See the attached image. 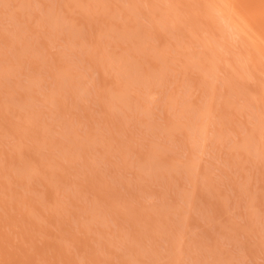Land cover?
<instances>
[{
	"label": "bare ground",
	"instance_id": "6f19581e",
	"mask_svg": "<svg viewBox=\"0 0 264 264\" xmlns=\"http://www.w3.org/2000/svg\"><path fill=\"white\" fill-rule=\"evenodd\" d=\"M34 1L0 0V20L4 17L6 19L7 16L10 20L11 18L15 19L12 22L14 26L16 25V28L13 26L14 30L9 29L6 31L0 24V27L4 28L3 30L6 31L8 36L7 38H3L9 40L5 44L9 46L10 50L12 49L9 51L8 48H4L7 50L5 51L2 47L4 46L3 43L2 48L0 47V89H4L5 85L9 88L7 80H12L13 77L17 78V83H14L15 86H18V79L20 77H16L15 72L13 76L11 74V71H14L12 67L14 64L18 66V63L26 60L28 57L25 68L26 70L29 68L32 70L28 73L26 71V74L23 73L25 76H28L27 80L23 78L25 82L21 84L20 82L23 80L19 82L18 91L22 93V97H19V94L14 96L12 93V97L8 94L9 98H6L5 95V99L1 97L2 99L0 100V264H180L182 252L179 249L184 239L183 230L178 229L180 233H183H177V237H175V234V236L171 235V237L173 236L176 239L171 243V251L169 254L167 253L168 256L166 258V255L163 256L162 252L159 251L161 248L159 250L156 248L157 244H161V237L167 235L165 229H163L167 226L164 224V220H167V214H164L163 206L142 205L132 206L129 209V207L122 203L120 196L106 180L88 181L79 179L80 181L76 182L77 179L73 180V178H77L76 175V177L72 176V179L70 178L72 174L74 175L72 173L69 176L71 181L73 180L76 184L80 182V185H76L77 187L81 186L83 181L84 183L86 182V187H89L85 188L89 189V191L91 190L94 196L93 199L92 194L90 196L93 200L92 205L83 210V207L86 206L83 204L85 200L80 199L81 190L72 191L75 189L72 188L74 185L73 181L70 183V185L73 184L71 189L68 187L67 183L70 181L68 174H66L68 167L64 165L63 161L68 164L70 170L71 163L77 158L76 149L89 152L92 148L101 144L99 137L103 133H100L98 129L92 128L91 131L79 136L77 131L74 134L75 130L72 132L73 129L69 127L72 131H65L67 135L63 134L62 137L64 138L71 133H73V136H68L67 142L66 139L65 141H57L58 138L55 136L58 134L56 133L58 129L54 128V132L56 133L54 134L51 123L42 124L39 123V120L36 122L38 112L34 111L33 114L27 109L32 104L34 105L32 101L31 104L28 102V94L32 93L35 88L38 89L39 83L42 80L41 74L43 73L42 70V73H40V69L41 67L43 69V66L47 62L50 73L58 80L57 89L49 95L48 102L52 104V109L59 105L58 109L60 108V112L68 113L70 102L65 94L66 90L69 88V91L67 90V93H69L71 92L70 90L74 89V95L72 94L73 103H76L82 93L87 90L82 85V81L87 78L86 76L89 73L87 75L84 73L86 71L76 73L71 67V60L75 55H80L81 51L86 56V62H83V58L80 57L82 59L81 62L84 65L87 62L91 64L92 68L90 66L87 68L89 70L96 67L94 70H98L96 72L101 75V80L99 79L101 85L99 86V81L97 85L99 87L96 86L97 89H95L97 91V101L101 108L100 113L105 121L114 122L120 119L122 123L126 122L128 116L126 111L128 112L129 108L130 110L132 109L131 103L133 100H131V95L133 96V92H135V96L132 99L138 98L137 96H140L138 99L144 98V96L139 94V91H141L139 90L140 87L145 88L149 86V90H151L150 86H157L163 90V92L161 90L163 96L159 94L161 101L157 99L158 102L160 101V106H156L164 109L162 111V119L166 116V120L165 122L162 120L161 125L157 124L159 123L157 122L158 128H156V125L155 127L153 125V128L157 129L156 131L160 129L159 131L166 136L165 138L171 139V141L167 139L168 143L178 138L179 134H183L178 139L181 140L183 138L188 149L190 147V149L194 148L193 151L191 150L192 155H189L190 157H187L182 164H176L173 157L171 159L168 157L166 161L159 160L161 157L158 158L159 154H156L157 152L152 153L151 151L146 154L140 165L145 169H149L151 165H155L157 170H163L162 178L168 182L172 180L173 175L184 170L187 179L193 185L195 184L194 187H196L197 180L199 181L198 175L201 163L199 165L197 162H200V159L196 158L198 153L195 155V150L199 151L198 148L212 144L210 141L213 135L211 131L216 130L212 129V123L215 122V118L213 117H219V121L222 122L226 117L223 116L225 110L229 109L230 111L232 109V112L240 113L242 118L243 115L239 108V106L242 108L240 100L241 102L244 101L246 107L255 108L252 109L255 112L250 113L252 115L250 116V118L252 117L251 120L247 121L248 118L244 119V122L247 121L246 124L249 127H247L249 129L247 134L242 135L241 138L238 136L239 140L230 139L232 142L230 141V147L228 148L230 156L234 157L231 160L235 159L232 169L234 168L236 173L232 170L229 171L234 172L237 178V175L243 177V181L234 178L236 180L234 182L231 179L234 174L232 173L231 177L228 176V179H231L232 183H234V185H230L235 186V193H232L234 200L236 198L237 201L240 197L245 196L243 193L247 192L246 189L249 187V181L251 182L254 178L256 181H252L255 183V185L252 183L254 185L252 186V188L254 187L253 190L251 188L252 192L248 190L251 193L249 195L250 199H247V203L244 202L245 205L242 203L244 210L240 209L242 212L246 210L247 220L245 221L247 222H244L245 225L242 223L241 225L240 223L238 224L237 220L235 223L231 217V219H228L229 222L224 224V227H227V225L232 227L235 224L236 226L230 228L232 231H235L237 228L244 232H251L252 235L262 236L261 231L263 229L261 230L260 227L264 223V0H48L50 3H46V0L44 2L40 0L43 4L45 3V6L40 4V7L43 6L42 8L45 9L46 13H42L39 5L34 6V8L38 7L41 10L42 14H40L42 18L39 15L41 19L36 21L38 18L36 17V19L34 18L36 23L30 24L33 19L32 12H35L32 11L34 10V8L32 9ZM35 10L36 12L40 11L37 8ZM36 12L34 14L37 15L38 13ZM3 30L1 31L0 28V33ZM61 36H65V40L62 42H66L64 44L66 45V50H61L54 55L50 54L51 58H49L50 55H44L45 46L49 45V43L47 45L44 41H49L47 40L49 38L51 42V37H53L55 39L53 42H55L58 37L62 38ZM1 37L2 34H0ZM41 40L44 41L42 42ZM58 40L60 41V39ZM62 42L60 44H63ZM42 50L43 53L41 52ZM69 53H73L72 55L74 56L69 58ZM81 55L83 57V54ZM12 59L14 61H11ZM13 62L15 63L13 64ZM36 62L39 63L38 68L35 66ZM20 64L23 65L24 63ZM27 64L31 65L28 69L26 67ZM21 65L18 66V69L19 67L22 68L21 71L23 72L25 70H23L24 68ZM22 72H18L20 74L18 75L22 76ZM196 79L198 80L197 82ZM167 80H169V85L164 89V86L167 85ZM191 80L196 82H194L195 88L199 89L198 91L201 90L203 95L208 93L209 96H212V99H209V96H204L205 98L207 97L205 99L196 90V93H200L205 100L209 99L208 102L203 100L202 103L201 100L203 98L200 95H198L201 98L200 102H194V99L193 101L190 100L191 94L195 93H192V91H195L193 90L194 86L193 89L188 87L192 84ZM217 81H222V83L226 84L225 89L228 87V94L223 92L224 95H221L224 90L222 83L221 85L219 84V87L222 86L221 88L223 89H221V94L215 91V89L220 90L216 88L218 86ZM183 82V85H185V82L190 83L187 86V90L186 87L184 88L186 93L180 92L183 88ZM84 83L86 85V82ZM135 83H138L140 86L139 88L136 86L138 91L134 89ZM71 84L75 88L71 86L72 89H70ZM11 86L15 87L14 84ZM5 88L8 90L7 87ZM10 88L12 90V87ZM3 89H1V92ZM154 89L155 91H150V93L158 94V88ZM147 90L146 92L142 90L143 95L148 94ZM217 92L221 95L218 97L220 102L213 97ZM179 93L181 96L182 94H186V96L178 99ZM3 94L7 93L3 92ZM193 95L195 96L196 94ZM145 97L148 98L149 96L146 95ZM132 104L134 105V103ZM149 104L151 106L152 104L155 105V103L144 101L142 106L144 108H152ZM31 108L30 110L33 111L34 108ZM127 108L128 110H126ZM149 108L148 110H150ZM161 108L159 109L160 111ZM26 109L28 110V114ZM147 111L145 115L148 114L149 111ZM230 113H227V117L230 116H228ZM124 114L127 116L121 118ZM233 114L235 115V113ZM246 115L243 118H246ZM98 116L100 115L98 114ZM160 116L162 115L160 114ZM236 116L239 118V115ZM230 117L228 120H230ZM185 119L188 121H184ZM55 122L58 123L59 121ZM67 122V125L72 126L70 124L71 121L68 122L69 124ZM151 123H147V125H152ZM241 124L245 128L244 123ZM214 125L220 127V124L218 126L216 122ZM231 125L233 126L232 130L234 129V124ZM21 129L25 131L22 132ZM65 129L67 130V128ZM65 129L63 128V130ZM218 130L217 128L216 131ZM226 132L222 134L225 135ZM240 132L243 133L241 130ZM229 133L231 135L230 131ZM218 134L216 133V135ZM219 135L217 137L220 139H216L220 141L221 133ZM232 136L234 139H237L235 135ZM10 137H13V139H9ZM104 138L106 137L103 135V138H100L101 141ZM22 140L24 142L29 140V143H35L36 146L29 148L27 147L28 144L25 146ZM212 140H215V138ZM207 142L208 144H206ZM102 144L104 150H107L114 145V142L108 138ZM222 144L227 145V143ZM47 145L50 150H56V146L58 148L61 146L62 148H66V150L63 149L62 153L59 151L58 153L60 154L58 155H55L54 151L52 154L45 155L44 148ZM223 145L221 146L222 148ZM223 151L221 153L218 152L219 156H222V159L223 157L225 158V154H222ZM188 152V154H191L190 150ZM165 157H162V159H166ZM224 161L226 160L223 159V165ZM228 162L227 164L225 163L226 167L228 166ZM211 163L212 165L213 163L216 165L217 162L215 160ZM249 163H256V166L252 168L254 170L248 169L249 166H252ZM217 165L218 167L220 166V164ZM203 168L204 171L207 169L206 167ZM230 168L228 167V169ZM211 169L213 170L212 167ZM207 171L211 173V170ZM229 171L228 173H224L230 175ZM68 179L69 181L64 184L68 188L65 190V186L63 189L65 192L68 189L74 192L73 194L67 192V194H71L72 199L79 203L77 205L72 204L79 208L78 213L79 211L83 212L79 218L76 216V219H78L76 222H73V218L70 217L69 211L71 210L65 208V206L68 207L70 204L66 203L63 207L60 205L63 202H71L69 200L71 198H69L70 195L66 194L69 198L67 199L66 197L63 198L60 193L63 192L61 190L64 186H62L63 182ZM137 180L143 182L146 180V177L141 174L137 176ZM176 180L174 179V181ZM38 181L40 183H37ZM128 181L125 180L124 182ZM228 181L230 183V180ZM222 182H226V180H222ZM209 186L207 185L205 188L209 190ZM219 187L221 185L217 189L215 187L214 190H218L217 193L220 196L221 204L227 207L231 204H228V201H232V195L229 197L225 193L226 191L222 192V187ZM85 188H82V191H85ZM180 191L182 198L188 203L194 194V189L183 186ZM86 193L88 194L89 192ZM60 198L67 201H62ZM242 199L241 201L243 202ZM90 201L88 200V202ZM56 202L59 203L60 208L59 205H57L58 207L56 206ZM80 204H83V207ZM172 207L178 211L180 206L176 204ZM240 207L242 208L241 205ZM122 209L129 211L125 215ZM237 209H239V206ZM59 213L62 215V217L60 215L61 218H59V215H54ZM108 213L113 218L111 219L108 215L111 221L107 220ZM81 217H83L82 220L80 219ZM120 218L121 220H126L128 225L131 226V232L129 231L128 234L131 238L129 237V241H125L122 246H125L124 252L118 254V261L114 262L116 259L115 255L113 256L114 252L110 249L108 253L106 250L104 251L106 253L102 251V248L105 249L109 245L112 247L114 236L110 235L111 232L107 233V235H102V239L108 235L112 238L109 241L110 243L107 241L106 244L109 243L108 246L102 247V239L99 235L101 231L99 233L96 230L98 228L96 222H99L101 226L103 224L104 228L107 229L109 227L107 222L109 221L111 222L109 224L115 228L116 223L114 224L112 221H120ZM94 225H96V229ZM122 225L124 227V223ZM126 228V231L124 230V237L128 231ZM107 230L110 231L109 228ZM111 230L113 231L112 228ZM102 231L105 232L103 229ZM173 233L175 232L173 231ZM169 234L167 238H170ZM119 235L121 236V234ZM178 237L181 238V242L178 240ZM115 238L117 239L116 234ZM260 238L263 239V237ZM260 238L259 240L261 241ZM168 240L171 241V239ZM261 242V246L264 247V242ZM113 247L117 250L116 246L113 245ZM168 249L169 247L166 248V251L163 248L162 251L168 252ZM143 258H149L150 261L145 262ZM226 260L227 264L233 263V261L232 263L229 262V260H232L230 257ZM223 261L225 262V260ZM207 263L210 264L211 262ZM221 263L217 262L216 264Z\"/></svg>",
	"mask_w": 264,
	"mask_h": 264
},
{
	"label": "rangeland",
	"instance_id": "374dc122",
	"mask_svg": "<svg viewBox=\"0 0 264 264\" xmlns=\"http://www.w3.org/2000/svg\"><path fill=\"white\" fill-rule=\"evenodd\" d=\"M38 1H40V0H35L33 2L34 4H33L32 9L34 8V6H38L39 5V7H40V4H43V2L45 0H41L43 2H41V1L38 2ZM46 1H47L46 3H50V1H48V0H46ZM43 5L45 6V3ZM42 7L43 6L40 7L41 10H42V13L43 12L46 13L45 9H43ZM36 8H37V10H40L38 7H35L34 10H32V9L31 10L36 12V10H35ZM41 10L36 12V13H38L37 15L34 14L35 12H32V16H33L32 20L33 21L31 20L32 23L30 22V24H34V23H36V21L38 19L42 18ZM39 15H40L41 18L39 17ZM36 17H38V18L36 19ZM34 18L36 19V21H35ZM8 19L9 18L7 16H6V19H5V17L1 18V20H0L1 21L0 22L1 26L4 27L6 29V31L9 30V29L14 30L16 28V25L14 26V23L12 21H14L15 19H13V18H11V20L10 19L8 20ZM2 27H0L1 31L4 29ZM6 31L3 30V32L0 33V34H2V37L0 38V47L2 46V43H3L4 44V46H2L3 49L4 48L5 49L8 48V50L11 51L12 49L10 50L9 46L5 44L9 40L3 39V38H7L8 37L7 34H6ZM3 33L6 34V35H4ZM64 37H62V38L58 37V39H60V41L57 39V41H55V42H53V40H55V39H53V37H51L52 38L51 42H50L49 38L47 39L49 41L41 40L42 42L43 41L46 42L47 45L49 43L48 46H45L46 43L44 44V46L47 49V50L46 49L44 50V52H45L44 55H50V54L54 55V54L58 53L61 50L64 51V49L66 48V45H64L66 42L65 43L62 42V41L65 40ZM1 39H3V40L1 41ZM61 42L63 44H60ZM5 51H7V50H5ZM41 52L43 53V50ZM81 52H82L81 54H83V57H82L81 54H80L81 56L80 55H75L74 56V55H72L73 53H71V54L69 53L68 55L70 56L69 58H71V56L72 57L74 56V58L72 59L73 61L71 60V67H72L73 71H75L76 73L79 72V71H81V72L86 71V72H84V73H86L85 75H87L89 73L86 76L87 78L82 81V85L87 90L82 93L80 98L77 99L76 103H73V99H72V97L74 95L73 92H75V91H73L74 89L70 90L71 92H69V93H67L69 91V88L67 89L68 91L66 90L65 94H66L67 98H69V102H70L68 113L65 114V113L60 112L59 111L60 108L58 109V107H60L59 105H58V107L52 109V104H50L48 102L49 95H51L52 92H54L55 89H57L56 87L58 85V80H56V78H54V75L52 76V74L50 73L49 66H48L47 62H46V65L43 66V69H42V67L40 69V73H42L41 70L43 71V73L41 74L42 80L39 83L38 89L35 88L34 89L35 91L33 90L32 93H29L30 95L28 94V99H27V100H29L28 102H30V104H31V101H32V103H34V105L33 104L31 105L34 108L33 111L30 110L31 106L27 107L29 112H31L33 114H34V111L38 112V117H37V121L36 122H38V120H39V123H42V124H45V123H49L50 124L51 123V127L53 128V132L55 130L54 129L55 127H56V129H58V131L56 130V133H58V134H56L54 132V134H56L55 137L58 138V139L56 138L57 141H60V140L61 141H63V140L65 141V139H66V142H67L69 137L73 136V133L68 135L69 137L66 136V137L63 138L62 136H63V134L67 135L66 132L68 130L72 131V129H73L72 132H74V130H75V132H74V134H75L76 131H77L79 133V136H80V134L83 135V134H86L87 132L91 131L92 128L93 129H98V130H100V133H103V135L106 137V138H104L101 141L100 138H103V135L101 134L100 137H99V142H101V144H98L97 146L92 148L89 152H84V151H81L80 149L77 148L76 149L77 158L71 163V169H70V170H72L71 172L69 170L68 164L65 163V161H63L64 165H66L68 167V171L69 172L66 170L68 172V173L66 172V174H68V178H69L70 174L74 173V175L72 174L70 176V178L72 179V176H74V177L77 176V178H73L74 181H75V179H77L76 182L80 181L79 179L88 180V181L106 180L115 189V192L120 196V198L122 200V203L125 206L129 207V209L132 206H142V205H146V206L160 205V206H163L164 207L163 208V212H164V214H167V220H164V222H165L164 224H166L167 226H165V228H163V229H165V232H166L167 235H163L161 237V239H160V243L161 244H157L156 248H157V250H159L161 248L159 251L162 252L163 256L166 255L165 258L168 256L169 252L171 251V247L170 246H171V243L173 242V240L175 241V239H176L175 237H177L178 234L183 233V232L180 233V231H178V229H179V230H183L184 231V233H183L184 234V239H183L182 244H181L182 246H180V249H179L182 252L181 253L182 255L180 254L181 255L180 264H208L207 262H211L210 264H212V262H213V264H216L217 262L218 263L222 262L221 264H225V263L227 264L228 262H226L227 261L226 259H228V257L232 258L231 261L229 260V262H231V263L233 261L232 264H264V247L261 246L262 245L261 241L264 242V240H263L264 239V235H263L264 234V223H262V226L260 227L261 230L263 229L261 231L262 232V236H260V235H258V236L257 235H252L251 232L250 233L244 232L243 230H238L237 228L235 229V231H232L230 228H232L233 226H236L235 224H233V226L230 225L232 227H229L228 225H227V227H224V224L226 222L228 223L229 222L228 219L229 218L231 219V217H232V220L234 219L235 223H236V220H237L238 224L239 223L240 224L241 223L244 224V222H247V221H245V220H247V212H246V210L242 212V210H244V208H243L244 205H245L244 202L247 203L248 202L247 199H250L249 195L251 193H249L248 190L251 191L252 186L255 185V183H253L255 181V178L252 180L253 182L249 181V183H248L249 187H248V189H246L247 192L245 191L243 193V195L245 194V196L240 197L241 199L243 198L242 199L243 202L241 201L240 198L237 199V201H236V198L234 200V198H233L234 195H232V193L233 194L235 193V191H234L235 190V186L233 187L230 184L234 185V183H232L231 179H233L234 182H235L236 180L234 178H237L234 168L232 169L233 164L235 162V159L233 160L234 162L231 160V158L233 159L234 157L230 156L228 148L230 147V141H231L230 139L239 140L242 137V135H246L247 134V132L249 131V129H248L249 127H248V125L246 123H247L248 120H251L252 117L250 118V116H252V115L250 113L255 112V110H252V109H255V108H250L248 106L246 107L244 101L241 102V100H240V105L242 104V108H241V106H239V108H240V111H241V113L243 115L242 118L240 116V113L238 114L236 112H232L231 111L232 109H230V111H229V109L225 110V113L223 114V116H226V117H225V119L222 122L219 121V117H217V118L213 117V118H215L214 121L216 122V125L218 124V126H219V124H220V127L221 126L222 127H221V131H220V127L215 126L214 125L215 122H213V119H212L213 128H212V126H210V127L212 129H216V130H217V128L219 129L218 131H216V130L211 131V133L213 134L212 135V139L215 138V140L210 139V141L212 143V144H209L210 146L209 145H207V146L205 145L206 147L205 146L204 147H200V148L197 147L199 149V151L195 150L196 151L195 155H197V153H198V155H197L198 157L196 156V158L200 159V162L199 161H197V162H198V164L201 163V166H199L200 169L198 168L200 173L198 175L199 176L198 177L199 181L197 180L198 183L196 184V187H194L195 184L193 185L187 179V177L184 174L185 173L184 170H183V172L181 170L178 174L173 175L172 176L173 177L172 180L168 182L167 180L165 181L162 178L163 177V175H162L163 170H157L155 165H151L149 169H145V168H143L140 165V162L144 159L146 154L150 153L151 151H152V153L157 152L156 154H159L158 158L161 157L159 160H162V161L165 160L166 161L168 157H169V159H171V157H173L174 161L176 162V164H182V162H184V160L187 157H190L189 155H192L191 150L193 151L194 148L190 149L191 148L190 147L188 149V146H186V144L183 141L182 137H181L182 139L179 140L180 136H182L183 134L182 135L179 134V137H178L179 139L175 138V140L173 139V142H169L168 143L167 141L169 139L165 138L166 136L161 131H159L160 129L158 131H156L157 129L153 128V125L155 127L157 122H159L157 124H160V123L162 124V120H164L163 122H165V120H166V118H165L166 116L165 115H164L165 117L162 119V117H163L162 111H164V109H162L160 107L161 108V111H160L159 110L160 108H158V106H156V105H159V102L161 101V96H159V94L162 95L161 94V90L162 89H159V87H157V86H154V87L150 86V89L151 88L152 89L158 88L157 89V91H158L157 93L158 94H155L153 92L150 93V91H155V89L154 90H152V89L149 90V86L145 87L146 89H148L147 90L148 94H146V95H148L149 97L147 98V97H145L146 95H143L144 93H142V90H143V92H144V90L146 92V89L145 88H141L138 83H135V85H134L135 88L134 89H136V86L138 88L140 87L139 90H141V91H139V94L141 96H144V98H141L143 103H144V101H147L148 103L149 102L155 103V105L152 104V106H151V104H149V106L152 107V108L145 107V108H147V110H148V108L150 109V110H148L149 111L148 112L147 110H145L144 106H142L143 103H142L141 99H138V98H140V96L136 95L138 98L135 97L136 99H134V98L132 99V97L135 96V92H133V96L131 95V100H133L132 103H134V105L131 103L132 109L130 110V108H129V111L128 112L126 111L128 116L126 114L121 116V118H123L124 116L125 117L127 116V121L124 122V123H122L120 119H117L114 122L105 121V120H103V116H101L102 114L100 113L101 108H100V106L98 104L97 93H96L97 92L96 91V89H97L96 86L99 84V81L101 80V78H100L101 75H99L100 73L98 74V72H96L98 70H94V68H96V67H93V69H91L92 66H90L91 64H88V62L86 64L88 67L83 64V62H86L85 61L86 56H85V53L83 51H81ZM9 55H10V53H9ZM9 55H8V57H9ZM51 55H50L49 58H51ZM10 57L12 58L11 55H10ZM80 57L83 58V62H81L82 59H80ZM13 59H15V58H13ZM13 59L11 61H14ZM27 60H28V57H27L26 60H22V62H20V63H24L23 65H21L20 63L15 61V62L18 63V66L19 65H21V67L23 66V68H24L23 70H25L23 72L21 71L22 68L19 67V69H18V66L16 64H14L15 62H13L14 65L12 67H13L14 71H11V74L13 76V74L15 72V76L16 77L17 76L20 77L18 79L19 82H20V80H23V81L20 82V84L25 82V80L23 78H25L26 80L28 79V76L24 75V74H26L25 72L27 71V73H28V72L32 71L29 68V66H31V65L27 64L26 67H27V69L29 68L28 70H26V68H25ZM68 62H69V60H68ZM28 63H29V61H28ZM38 65H39V63L36 62L35 66L37 68H38ZM89 66L91 67L90 70L87 69V68H89ZM15 67H17V68L15 69ZM17 69L20 70V71H18ZM16 70H17V74H16ZM91 70H93V71L91 72ZM18 72H20V73L22 72V74H21L22 76H19L20 74ZM10 78H12V77H10ZM14 78L15 77H13L12 80L10 79L11 81L7 80V83H9V84H7V85H9V88L6 85H5V87H7L8 90L4 87V89L1 88V89H3L2 92H1V89H0V94H1L0 100L2 98H4L5 95H6V98H9L8 94H10V97H12L13 95L17 96V94H19V97H22L21 96L22 93H20V91H18V86L20 84L18 82V86H15L14 82L17 83V80H16L17 78H15V80L13 81ZM87 79H89V80L86 81ZM197 81L198 80L196 79V82ZM84 82H86V85H84L85 84ZM168 82H169V80H167V82H166L167 85L164 84L165 85L164 86L165 88L163 87L164 89H166L167 86L169 85ZM190 82L192 83L190 85L191 87L188 86L190 84L189 82H185V85H183L184 84V82H183L182 83V85H183L182 90L185 87H186V90H187V86L189 88L193 89V86H194L193 90H195V91H192V93L195 92L193 94H196L197 96L200 95L201 90L198 91L199 89L195 88V83L196 82L194 80H191ZM221 83H222V81L221 82L217 81L218 86H216V88H219L220 90L215 89V91H218L221 94V91L224 89L222 91V94H221V95H224L223 92L227 93L228 87H227V89H225L226 84L222 83L224 85L223 87L221 86L223 88L222 89L221 87H219L221 85ZM252 83H254V81H252ZM10 84L11 85L14 84L15 87L11 86ZM100 85H101V81H100L99 86ZM71 86H72V84L70 85V89H72V87H73V86L72 87ZM99 86H97V87H99ZM10 87H12V90H11ZM73 88H75V87H73ZM138 88L136 89L137 91H138ZM9 89L11 91H13V92H11ZM13 89L16 92H18V93L15 92L16 93L15 94ZM182 90L180 91L181 93L182 92L186 93L185 89H184V91H182ZM196 90H197V92H200V93L197 94ZM3 92L7 93V94H3ZM162 92H163V90H162ZM218 92L215 93V96H213V97H215L214 99H216V100H218V102H220V99L218 97L221 96V95ZM12 93H13V95H11ZM193 94H191V96L194 97V98L190 97V100L193 101V99H194V102H200L201 98H203L204 96H207V97L209 96L208 93H205V95H203V93H201V95L203 97L200 95L201 98H200V96H198V100H197V96L196 95L194 96ZM182 96L185 97L186 94L185 95L182 94ZM182 96L179 93L178 99L180 97H182ZM46 97H47V99H46ZM207 97L206 98L204 97V98L207 99ZM204 98L201 100L202 103H203V100H205ZM33 99H34V101H33ZM157 99L158 100L160 99V101L158 102ZM209 99H212L211 95L209 96ZM135 100H136V102H135ZM208 100H205V101L208 102ZM139 101H141V102H139ZM138 102L142 103V104H139ZM33 108H31V109H33ZM27 109H26V111H27V114H28V110ZM126 110H128V108ZM242 110H243V112H242ZM244 110H245L246 113L244 112ZM250 110H251V112H250ZM40 111H42V112H40ZM146 111L148 112V114L149 113L150 114L149 115L148 114L145 115ZM228 111L231 112L232 114L235 113V115L234 114L232 115L231 113L228 114V116L229 115L231 117L233 116V118H231L229 116L230 120H228L229 117H227V113H229ZM44 112H45V114H44ZM42 114H43V117H42ZM90 114H93V115H90ZM98 114L100 116H98ZM160 114L162 116H160ZM39 115H40V117H39ZM236 115H239V118ZM244 115H246L245 116L246 118H243ZM214 116H215V114H214ZM236 117L238 118V120H237ZM187 119H188V117H187ZM187 119H185L184 121H186ZM244 119L245 120L247 119V121L244 122ZM216 120H218L219 122L216 121ZM55 121H59V122L57 123ZM67 121L68 122L69 121H71V122L73 121V123L70 122V124L72 126L67 125L66 124ZM229 121H230V124H229ZM232 121L235 122V123H233ZM239 121L241 123H244L245 128L243 127V125ZM54 122L56 124H58V125L56 126V124ZM150 122H152L151 123L152 125H150V124L147 125V123H150ZM224 122H225V124H224ZM236 122H237V124H236ZM221 123L224 125V127H223V125ZM36 124H38V123H36ZM64 124H65V127H64ZM231 124H234V129H232V130H231V128H233V126ZM61 126L64 129L67 128V130L66 129L63 130V128ZM148 126H150L151 128L148 127ZM157 126L158 125H156V128H158ZM214 126H215V128H214ZM69 127L72 128V129H69ZM239 127L241 128L240 130L243 131V133L240 132ZM60 128H61V130H59ZM224 129H226V130H224ZM235 129H237L238 131L235 130ZM245 129H247V130H245ZM244 130H245V133H244ZM21 131L23 132L25 130L21 129ZM62 131L63 132L66 131V132L63 133ZM222 131L223 132L227 131L226 132L227 135L225 133V135H226L225 140H224L225 135H223L224 133ZM229 131L231 132V135H230ZM218 132H219V134L221 133V140H222L221 143H220L221 140L220 141L218 140V139H220V138H218L220 136L218 134ZM232 132L233 133L235 132V133L233 134ZM216 133L219 136L216 135ZM236 133H237V136H236ZM239 133H241V134H239ZM232 135H235V138H237V139H234ZM222 137H223V139H222ZM108 138L113 140L114 145L111 146L110 148H108L107 150H104V148L102 146L103 145L102 142L106 141V139H108ZM216 138H218V139H216ZM9 139H13V137H10ZM226 139L229 140V141H227ZM169 141H171V139ZM22 142H23V144H25V146H26V144H28L27 147H29V148L30 147L33 148V147L36 146L35 143H32V142L29 143L30 142L29 140L26 141V142H24V140H22ZM181 143H183V144L181 145ZM219 143H220V146H219ZM222 143H227V145L225 146ZM206 144H208V142ZM222 145H223V148L221 147ZM56 147H55L56 150H54V149L50 150L49 146L47 145L46 148H44L45 149L44 151L46 152V153L44 152L45 155L52 154L53 151H54V153H56L55 155H58V154H60V153H58L59 151L62 153L63 149L66 150V148H62L61 146H60V148H58V147L56 148ZM186 149H187V151H186ZM220 149H222V150H220ZM223 149H225V151L227 153L225 151H223ZM189 150H190L191 154H188ZM217 150H219V151H217ZM47 151H49V152H47ZM221 151H223V153H222L223 155L225 154V158L223 157V159H225L227 162L229 161L230 163L232 161V163H231L232 165L228 162V166L226 167L225 166L227 164L226 161H224V165H223V159L221 158L222 156L221 157L219 156V153H221ZM160 153H162L163 156H162V154L160 155ZM195 155H194V157H195ZM226 156H227V159H226ZM162 157L163 158L165 157L166 159H162ZM199 159H197V160H199ZM215 160H216L217 163H216V165H214L215 163H213V165H214L213 166L211 162H214ZM217 164H220L221 168H220V166L218 167ZM249 165H252L251 167L250 166L248 167V169L250 170V169L253 168V166H256V163L255 164L254 163H249ZM203 167H206L207 169H205V171H204ZM211 167L213 168V170L211 169ZM215 167H217V168H215ZM228 167H231V168L228 169ZM225 169H226V171H225ZM207 170H211V173H210V171H207ZM229 170H232L235 173L231 172ZM252 170H254V169H252ZM228 171L230 172V175L229 174L226 175L224 173V172L228 173ZM150 172H151V174H149ZM205 172H206V174H205ZM207 173H208V175H207ZM232 173L234 174L233 176H232ZM141 174H143L144 177H146V180L143 181V182H139L137 180V176H140ZM228 176L229 177L232 176L231 179H228L229 178ZM237 176H238V178H237L238 180H240V181L242 180L243 181V177H241V175H237ZM176 178H178V180H176ZM223 178L226 180L227 183L226 182H222V180L225 181ZM239 178H241V179H239ZM69 179L65 180L63 182L62 186L64 184H66L65 182H68ZM71 179L67 183V185H69L68 187L70 189H71V187L73 185V184L70 185V183L73 181V180L71 181ZM174 179L176 181H174ZM227 179L230 180V183H229V181ZM125 180H127V181L129 180V181L128 182H124ZM74 181H73L74 185H73L72 188L73 189L75 188V189L72 190V191L75 192V191L81 190L80 193L81 194L83 193V194L82 195L80 194V196L82 197V198L80 197V199H84L85 200V203H83V204L86 207H83L82 206L83 204H80V205L83 207V210L84 209L86 210L87 208H89L92 205V202H93L92 199L94 198V196L92 194V191L90 190L91 191L90 192L89 189H86L87 187H89V186L86 187V185H87L86 182L84 183V181L83 182L81 181L82 182L81 186H78L79 187L78 188L76 185L77 184L80 185V182L76 184ZM209 182H211V183H209ZM220 182H221V184H220ZM37 183H40V182L38 181ZM228 183H229L230 186L228 185ZM205 184H207L208 186H209V184H213V185H210L209 188H208L209 190H207L205 188V186H207V185H205ZM214 184H218V185L215 186ZM250 184H252V185H250ZM67 185H64L61 188V190L65 193V195H64L63 192H60V193L62 194L63 198L66 197L67 199H69L71 197L69 199V200H71V202L67 201L66 199L60 198L62 201L63 200L67 201V202H63L64 203L63 204V203H61V200H60V203H61L60 205H61V207H63L66 203L70 204L68 206L69 208L67 206H65V208L71 210V211H69L70 212V217L73 218L72 219L73 222H76L78 220V219H76V216L79 218V216L83 212L81 213V211H79V213H80L79 214L78 213L79 208L77 206H74L75 204L76 205L79 204L74 199H72V195L69 194V193L73 194L74 192H72L70 189H68L66 192L64 191L63 188H65V186H66V188H65V190H66L68 188ZM220 185H221L222 188L221 187H219V188H221L222 192L226 191L225 193H227L229 197L232 195L231 196L232 197V199H231L232 201H230V200L228 201V204L231 203V204H229L231 206L228 205L227 207H225V206H223L221 204L220 196L217 193L218 190H216L217 187L220 186ZM183 186H187L189 189H194V194L191 196V198L189 199L188 203L185 202V200L182 198V194H181L180 190L182 189ZM215 187H216V189H215L216 191L214 190ZM230 187H231V189H230ZM82 188H85V191H82ZM253 188H252V190H253ZM232 189H233V191L231 192ZM228 191H230V192L228 193ZM67 192H69V193L67 194ZM86 192H89V193L87 194ZM66 194L70 195L69 198H68V196ZM91 194H92V199L90 197ZM59 196L61 197V195H59ZM84 196H85V198H83ZM245 199H246V201H245ZM88 200H91L90 201L91 203L88 202ZM238 201H239V205H238L239 209H237L238 208V206H237ZM57 202H59V201L57 200ZM82 202H83V200H82ZM236 202H237V204H236ZM89 203H90V205H88ZM232 203L234 205H236L235 206L236 209L234 208V205ZM242 203L244 205H242ZM72 204H74V205H72ZM176 204L180 206L178 211L173 209V207H172V206H174ZM57 205H59V203H57L56 206ZM60 205H59V208H60ZM232 205H233V207H232ZM240 205L242 206V208L240 207ZM240 209H242V210H240ZM236 210H238V211H236ZM74 211H75V213H74ZM128 211L129 210L122 209V212L125 215L128 213ZM71 214H73L74 216L71 215ZM54 215H59V218L62 217L61 213L54 214ZM60 215H61V217H60ZM108 215L110 216V214L109 213L107 214V220L111 221ZM83 217H81L80 219L82 220ZM110 217H111V219H113L112 216H110ZM57 218H58V216H57ZM119 220L120 221H117V222L114 221V220L112 221L114 224L116 223L115 224V228L116 229L114 228L113 225L109 224L111 222H109V221L107 222V224L109 225L108 228L110 229V231L107 230L108 228L107 229L104 228L103 224L101 226L99 222H96L97 227H98L97 229H96V225H94L95 229L98 230L99 233L101 231V233L99 234L101 239H102V235H107V233H110V232H111L110 235L114 236V237L113 236L112 237L115 240L110 238L109 235L105 236L106 238L104 237L105 240H104V238L102 239V245H103L102 247L108 246L109 243H110L109 241L111 239H112V242H114L113 245L116 246L117 250L115 249V247H113V245H112V247H110V245H109L105 249L102 248L103 252L106 250L107 253H108L109 249L112 252H114L113 256L115 255L114 257H116L115 260H114V257H113L114 262L118 261V258H117V257H119L118 254H122L124 252L123 249L125 248V246L124 247H122V246L124 245L125 241H129V239L131 238L130 236H128L129 231L131 232V229H132L131 226L128 225V222L126 220H124V219L121 220V218ZM220 220H222V221H220ZM118 222H119L120 226H119ZM123 223H124V227L122 225ZM164 224H163V227H164ZM99 225H100V227H99ZM111 228L113 229V231L111 230ZM125 228L128 229V231H127V234L124 237ZM102 229L105 230L106 233L103 232ZM114 229H115V231H114ZM116 230H117V233H116ZM167 230L170 231V232L168 231V233H170L169 234L170 238L169 237L167 238V236H168ZM121 231H122L123 235H122V233H120ZM173 231L175 233H173ZM102 232H103V234H102ZM113 232H114V234H113ZM118 233L121 234V236ZM115 234L117 235V239L115 238ZM171 235H173L175 237L173 238V236L171 237ZM182 235H181V237H182ZM259 236L263 237V239H261ZM119 237H120L121 240L119 239ZM122 237L124 238V240H123ZM257 237H258V239H257ZM259 238L261 239V241L259 240ZM168 239H171V241L168 240ZM178 240L180 241L181 238H179ZM107 241L109 242L108 244H106ZM119 241H121V242H119ZM122 242H123V244H122ZM166 242H168V243L170 242L169 243L170 245L168 243H166ZM120 246H121L122 249L120 248ZM164 246H166V247H164ZM168 247H169L170 250L168 249V252H166L167 251L166 248H168ZM163 248L166 251H164V250L162 251ZM118 249L120 251H122V252L120 253V251ZM104 253H106V252H104ZM145 257H147V256H145ZM143 259L145 260V262L146 261H150L149 258H147V259L143 258ZM223 260H225V262ZM214 262H216V263H214Z\"/></svg>",
	"mask_w": 264,
	"mask_h": 264
}]
</instances>
